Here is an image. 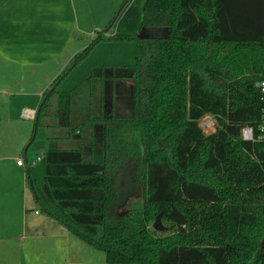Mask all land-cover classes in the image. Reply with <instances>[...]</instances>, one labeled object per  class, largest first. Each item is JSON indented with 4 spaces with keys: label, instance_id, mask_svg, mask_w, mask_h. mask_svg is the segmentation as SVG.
I'll return each mask as SVG.
<instances>
[{
    "label": "trees",
    "instance_id": "1",
    "mask_svg": "<svg viewBox=\"0 0 264 264\" xmlns=\"http://www.w3.org/2000/svg\"><path fill=\"white\" fill-rule=\"evenodd\" d=\"M127 1L40 96L24 150L45 108L47 139L71 147L44 152L43 183H28L37 207L108 264H264V0H146L140 30L164 35L106 37ZM114 40L135 43L133 64L96 66L85 87L58 91ZM122 179L141 207H119ZM159 213L169 236L149 229Z\"/></svg>",
    "mask_w": 264,
    "mask_h": 264
},
{
    "label": "rangeland",
    "instance_id": "2",
    "mask_svg": "<svg viewBox=\"0 0 264 264\" xmlns=\"http://www.w3.org/2000/svg\"><path fill=\"white\" fill-rule=\"evenodd\" d=\"M95 1L98 2L99 0ZM112 1L114 2V0H100L99 6L100 8L108 6L110 9V2ZM145 1L146 0H131L124 17L122 16V18L118 20L119 22L114 24L113 29H119L118 31L126 29L130 34L139 36L164 35L163 31H167V29H162V31H160V29L140 30L143 5ZM116 2H119L117 5L119 6L123 1L115 0V3ZM96 7L98 8L97 4ZM94 16L96 20L91 22L92 25L102 22L100 21L102 20V17L100 18L99 15L96 14ZM107 20L101 23V28L108 24L109 19ZM114 34L115 36L121 35V33L116 31ZM110 42L111 43L100 42L101 44L90 52V54H92V52L93 54H89L88 60L81 62L78 69H76L75 72H73V74L61 84L59 90H72L75 84H79L78 87H85L86 84L84 85V83L90 77L91 69L94 66L131 65L134 63L136 57V45L134 42ZM7 66L6 63L0 62V89L5 90V97H2V99H6L7 101L8 99H11L10 101L15 106H18L20 103L22 104L21 107L23 105L35 106L39 99L36 91L39 87L31 83L30 80H26L28 78L27 75L21 73V71L17 69H13L14 71L10 72V75L7 76ZM24 76L26 79L21 81ZM18 79H20V83L14 85V82ZM116 87L120 89L121 92L123 90L122 94L119 95L120 99L123 97H125V99L129 97V93H127V83L123 81L117 82L115 88ZM20 92H35L36 102H32L34 97H30L29 99V96H19L18 93ZM14 94L16 96L15 99L12 98L14 97ZM27 98L28 100L25 102V99ZM43 114L44 116L41 117V126L37 129L35 139L27 150V156L29 158H31L32 155L40 156L41 153L48 149L61 148L59 147V142L47 140L48 132L43 124L50 122L52 119V113L51 111L48 112L45 108ZM201 121H204L202 131L205 134L211 133L214 130L215 121L213 117L205 116ZM205 124L208 125V129L205 128ZM209 125L212 126L209 127ZM33 128V121L21 117L17 109L9 112L6 108V104L2 102L0 98L1 154L9 153L13 156L21 157V151L25 149V146L31 137V131ZM63 145L64 147H71L70 144L64 143ZM14 162L15 161H12V164L9 166L11 170L8 167L3 175L6 177L5 182L11 180L8 187L0 188V216L6 214L11 217V220H9L6 226L4 225V227H2L0 224V264H108L105 262L104 252L83 242L76 235L70 233L59 223L49 218L36 205H33L32 209L29 211H23L21 209V199H18V192L20 190V176L23 169H15V167H13ZM42 163H40V167L35 169V171L40 172V177L38 178L36 176L37 182L43 177V169L41 168L43 166ZM126 181L127 179H122L121 181V186L125 188V195L123 193L122 203L119 206L120 208H123L122 211L124 212L129 209L139 208L143 203L142 200L135 195L134 191L130 188V184ZM5 182L3 183L4 186ZM33 182H35L34 178ZM2 203L4 205H2ZM34 210H37L40 213V216H34ZM8 212L10 215L7 214ZM23 212H26V214L28 213L26 220H24V223L26 221V225L34 220L36 223L35 226H37L38 222V226L35 227L37 231H35L33 235H29L27 230L26 232L28 234H23L22 237L16 239H14V237L5 238L7 236H12V232L20 228L18 226L19 224L21 226L24 224L22 223ZM159 214L153 215L154 217L152 216L149 229L155 237L161 238L171 235L173 233L171 223L163 217H161V224L165 227V230L158 231L153 229L152 224Z\"/></svg>",
    "mask_w": 264,
    "mask_h": 264
},
{
    "label": "crops",
    "instance_id": "3",
    "mask_svg": "<svg viewBox=\"0 0 264 264\" xmlns=\"http://www.w3.org/2000/svg\"><path fill=\"white\" fill-rule=\"evenodd\" d=\"M118 3H115V0L114 2H110L111 6L109 9L108 6L100 8V0L98 2L95 0H0V62L8 65L6 67V70H8L6 71L7 76L10 75V72L14 71L13 69H17L21 71V73L26 74L28 78L26 79L24 76L21 81L25 79L30 80L31 83L38 86L39 89L36 91L40 99L43 90H45L53 82L58 74L69 63L70 59L75 54L84 50L90 41L96 36V32L104 28H101V23L107 19L110 21V17L115 14L121 5L117 6ZM130 3L131 0H128L123 6L114 24L119 22L118 20L122 18V16L124 17ZM96 4L98 8L96 7ZM95 14L99 15L100 18L102 17V20H100L102 22L92 25L91 22L96 20L94 16ZM113 26L109 32L105 34L106 37L125 38L132 35L126 29H122L121 31H118L119 29L114 30ZM115 31L121 33V35L115 36ZM114 41L125 42L124 40ZM101 43H99L95 48H97ZM88 58L89 56L83 61L85 62ZM78 67L73 69L60 83L58 91H60L59 88L61 84L71 74H73ZM94 67H92V69ZM18 83H20V79L16 80L14 85ZM78 85L79 84H75L72 90L78 87ZM69 91L60 92L66 93ZM4 92L5 90L0 89V98L1 101L6 104V108L9 112L17 109L19 115L22 117L21 113L24 109L27 110V112L32 113V116H34L39 103V99L36 102L35 92L18 93L19 96H29V99L30 97H34L32 102H36L35 106L23 105L22 107L21 103L18 107L10 101L11 99H8V101L6 99H2V97H5ZM15 97L16 96L14 94V97L12 98L15 99ZM26 100H28V98L25 99V102ZM32 116L31 118L24 119L33 121ZM47 140L59 142L53 139ZM59 143V147L62 148L64 143ZM28 148L21 151V157L13 156L9 153H0V188L8 187V184L11 181L8 180V182H5L6 177L3 175L5 174L4 171H6L12 164V161H15V166L13 165L15 169H23V171H21V184L18 192V199H21L20 206L23 211H29L32 209L33 205H36L32 191L28 186L29 181L34 187H39L43 183V177L37 182L36 176L39 178L40 172L35 171V169L40 167V163L43 162V158L39 161L37 158L43 157L44 152L41 153L40 156L32 155L31 158H29L27 156ZM17 159H22L23 164L20 166L17 165ZM41 168L43 169L44 176V164ZM33 178L35 182H33ZM4 182L5 186L3 184ZM4 204L2 203V205ZM7 214H9V212ZM22 214V223H24L28 213L26 214V212H23ZM39 214L40 213L37 210H34V216H40ZM9 220H11L10 216H7L6 214L1 215L0 224L2 227H4V225L6 226ZM35 225L36 223L34 220L27 225L25 221L22 226L20 224L18 225L20 228L14 230L12 232V236H7L5 238L14 237V239H16L18 237H22L23 234H28L26 232L27 230L29 235H33L35 231H37L35 227L38 226V222L37 226Z\"/></svg>",
    "mask_w": 264,
    "mask_h": 264
},
{
    "label": "built area",
    "instance_id": "4",
    "mask_svg": "<svg viewBox=\"0 0 264 264\" xmlns=\"http://www.w3.org/2000/svg\"><path fill=\"white\" fill-rule=\"evenodd\" d=\"M259 87H260V91L261 93L264 94V79L262 81H260L259 83ZM22 117L24 118H31V116L33 115L32 113L30 112H27V110H22V113H21ZM33 118V116H32ZM202 118L200 119L199 121V126L200 128L202 129V127L204 126V121H201ZM212 125H209V127H211ZM205 128L208 129V125L205 124ZM214 131V130H213ZM260 132L262 133V135H260L257 140H263L264 141V109H263V119H262V124L260 126ZM241 137L243 140H248V141H254L255 138H254V134H253V130L251 127H244L241 129ZM43 157H38L37 160H41ZM16 164L17 165H22L23 164V160L22 159H17L16 161Z\"/></svg>",
    "mask_w": 264,
    "mask_h": 264
},
{
    "label": "water",
    "instance_id": "5",
    "mask_svg": "<svg viewBox=\"0 0 264 264\" xmlns=\"http://www.w3.org/2000/svg\"><path fill=\"white\" fill-rule=\"evenodd\" d=\"M122 184V183H121ZM161 213L155 218L154 223L152 224V227L154 230L163 231L165 230V227L161 224Z\"/></svg>",
    "mask_w": 264,
    "mask_h": 264
}]
</instances>
